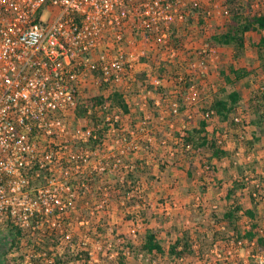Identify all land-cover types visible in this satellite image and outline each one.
Wrapping results in <instances>:
<instances>
[{
    "label": "built area",
    "instance_id": "1",
    "mask_svg": "<svg viewBox=\"0 0 264 264\" xmlns=\"http://www.w3.org/2000/svg\"><path fill=\"white\" fill-rule=\"evenodd\" d=\"M194 12L203 16L204 25L198 26L205 31L218 15L227 19L229 13L226 0H0L1 239L8 227L32 235L61 225L90 187L86 175L120 169L123 182L131 164L119 156L130 150L126 138H135L128 96H149L150 85H163L151 64L181 57L180 37L189 32L191 41L197 29ZM166 74L170 84L172 74ZM118 92L131 112L114 103ZM169 114L179 115L176 102L162 107L158 124L174 127L166 120ZM150 120L149 114L143 123ZM259 233L264 235V227ZM219 243L210 250L217 262L228 253L231 264L248 263L238 255L246 239ZM21 245L29 251L25 240ZM254 246L255 241L247 253L264 264V256L251 255ZM19 250L14 246L11 255ZM206 257L202 264H210Z\"/></svg>",
    "mask_w": 264,
    "mask_h": 264
},
{
    "label": "trees",
    "instance_id": "2",
    "mask_svg": "<svg viewBox=\"0 0 264 264\" xmlns=\"http://www.w3.org/2000/svg\"><path fill=\"white\" fill-rule=\"evenodd\" d=\"M256 2L257 0H226L229 11L227 19L211 30L208 44L210 47L230 49L232 59L236 63L246 57L247 49L250 47L257 55L264 75V9L259 7L258 10H255L253 4ZM194 13L199 17L198 25L202 27L204 25L203 16L196 12ZM201 31L206 32L205 30ZM254 34L257 35V38H253L252 35ZM177 36L174 33L173 41L175 46L179 47L180 40ZM163 65L161 72L168 73L169 64L165 63ZM156 68V66H152L153 70ZM178 72L173 71L169 87L158 86L155 88L152 85L149 86L148 89L153 93L154 98L147 99L146 103L153 122L150 120L149 124H144V115L142 113L136 114L132 110L131 125L135 138H126L127 147H130V150H128L127 154L119 156L123 164H131V169L127 172L123 182L119 173L120 169L116 172L106 171L105 174L94 178L86 175L84 181L90 187L82 190L81 193L91 195L89 190L93 189L95 191V187L101 184L99 191L110 196V203L118 205L119 208L131 209L136 214L131 221L136 225L139 222L143 223L142 231L135 232L138 239L137 242L133 241L128 235L122 236L123 247L117 252L118 256L114 260L117 264H129L125 255L126 252H129L130 256L135 259L131 264H138L140 260L142 261V263L140 262L141 264H154L159 259L165 258L175 264H178L180 260H183L181 263H186L185 260L188 257L195 258L198 255L205 258L206 251L211 250L215 243H228L234 236H238L239 239H246L248 248L255 241L252 255L264 256V235L259 233L261 226L258 222L260 201L264 199V171L257 175L258 170L255 162L251 166L252 169L249 168L255 179H252L251 176H246V164L237 166L238 177L233 179L229 183L230 187L224 191L223 199L226 204L222 209L210 211L205 209L203 211L204 208L199 206L201 215L207 217L203 226L207 227V231L213 234L212 240L209 241L207 234H203V236L199 234L197 236L198 242L196 243L190 231H182L173 227L167 232V237H171L175 233L177 237L170 241L168 248H166L164 245L165 240L161 237V233L158 229H154L150 225L151 220L147 219L146 211L149 207L146 194L144 193L146 190H143L144 182L149 184L153 183V181H158L157 177L154 176L153 167H155V164L151 163L148 157L151 160L155 153L157 155H166L168 152L174 151V156L180 155L184 162L188 163L187 170H184L186 180L193 179L191 168L196 166V158L198 156L201 157L202 161L206 159L210 167H212L214 161L223 163L225 160H229L232 162V153L234 152L227 150V143L225 141L220 143V140H222L225 132L229 129H235L239 125L235 120V116L242 104H245L246 109L250 112V116L246 115V117L251 118V128L247 129L245 127L246 129H243V131L245 135L250 134L251 139L243 137L239 138V141L241 142L245 138L242 141L248 151L261 145L264 136V79L259 87L251 91L247 97L243 95L242 90L238 87L240 82L253 77L256 72L253 66L247 69L231 65L227 72L221 71L220 75L224 82L223 87L217 88V91L212 93L201 89L199 78L193 80L189 76ZM201 80H204V78L201 77ZM194 85L196 90L194 93L195 97L200 100L197 110L202 118L198 121V124H192L191 127H188V125H183L181 118L184 117L189 109L190 89ZM209 89H211L210 84ZM136 96L139 95L134 93L128 97L133 99ZM112 99L125 113L131 112L126 102V96L123 93H115ZM98 100L103 102L101 97ZM174 102L178 105L179 115L169 114L167 116L166 120L173 122L174 127L173 138H165V134L170 130V127L167 125V130L164 127V131H161L159 129L161 125L156 130L154 124L159 123L162 107L170 106ZM157 103L162 107H158ZM78 112L80 114L84 111L79 110ZM214 120L219 121L222 127H214L211 130L210 127L214 124ZM146 130H148L147 137ZM159 136L163 137L160 138ZM235 144L238 145L236 142ZM153 161L159 163L161 172L166 169L160 159L156 160L153 158ZM212 168L214 177L219 181L218 184L222 185L227 179L226 176L219 179L218 170L215 166ZM251 182L256 183L251 186ZM219 188L222 189L221 187ZM208 189L209 187L206 184L200 186V200L205 197ZM245 190H247V193H244ZM257 197L261 200L259 201ZM245 200L252 205L250 208H246ZM104 217L109 219L110 216ZM244 217L249 219L251 226L249 229L240 230L239 224ZM222 227L227 230L222 231ZM98 229L103 231L99 227ZM66 232L67 230L61 228L60 224L57 226L51 225L46 232L38 231L32 235L24 234L21 230L14 227H8L6 236L2 239L0 238V243H3V248H0V264H9L10 259H12L11 251L13 247H20L24 240L30 249L27 253L22 252L19 254L18 258L13 260L14 264H92V256L89 252L80 250L76 241L69 239L70 244L63 248L62 240L68 239ZM231 232L234 233V236H231ZM205 241L207 242L204 243ZM72 246L75 248L72 249ZM59 249H63V251H59ZM198 256L196 258H199ZM248 260L247 264H252L255 261L251 256ZM216 264L223 263L219 261ZM228 264H231V262L229 261ZM241 264L244 263L241 262Z\"/></svg>",
    "mask_w": 264,
    "mask_h": 264
},
{
    "label": "rangeland",
    "instance_id": "3",
    "mask_svg": "<svg viewBox=\"0 0 264 264\" xmlns=\"http://www.w3.org/2000/svg\"><path fill=\"white\" fill-rule=\"evenodd\" d=\"M256 4L259 5L260 8L264 9V0H257L255 5ZM218 16L220 17L213 22L211 30L215 29L220 22L226 20L224 15ZM196 28L197 29H195L194 32H191L193 34L191 36V41H188L189 32H186L187 35L183 33L181 40L183 41V45H185V47L181 48V57L177 61L151 64V66L157 67L154 70L151 67V71L153 70L154 74L163 78V85L161 86H170L167 74L161 72V67H164L163 64L167 63L169 64L167 71L171 72L172 75L173 71H180L181 73L178 72L179 74L187 75L193 80L199 78V85L201 89L208 91V93L216 92L217 88L223 87L222 85L224 82L222 81L220 75L221 71L227 72V69H229L231 65L247 69H250L253 66L256 70L253 77L240 82L238 87L242 90L245 97H247L251 91H254L259 87L261 81L264 79V75L260 68V62L257 59V55L250 47L247 49L248 53L246 57L240 59V61L236 63L232 59V52L230 49L209 46L208 39L211 30L206 32L199 30L198 23ZM252 36L253 38H257L256 34ZM201 77H203L204 80H201ZM138 79L137 84L140 86V84L146 80V77L144 76ZM209 84L211 85V89H209ZM137 95L139 96L130 99L132 105L134 106V113H142L144 116H148L150 111L143 105L147 99L154 98V95L151 94L149 96H145L138 93ZM189 101L190 106L187 113L184 117L180 118L184 126L188 125V127H191L192 124H198V121H200L202 116L197 110L200 100L195 97L193 92H191V99ZM248 112L249 111L246 109L245 104H242L238 109L235 118H243L246 115L250 116V112ZM250 119L251 118L247 117V119H243V122H238L239 125H237L235 129H229L222 137L223 141L227 143V150L234 152L232 153V162L225 160L223 163L218 161H214L212 163V167L215 166L219 172V179L224 178V176L227 178L222 185L218 184L219 181L214 177L213 168L210 167L208 161L206 159H203L202 161L199 156L196 158V166L191 168L193 173L192 180H186L185 177L186 174L184 170H187L188 163L184 162L182 156H174V151L168 152L166 155H157V153L153 155L154 159H160L162 164L166 166V169L162 172L159 169V163L157 161H153L152 157L151 160L148 157V160L155 164V167H153L154 176L157 177L158 181H153V183L149 184L144 182L143 190H146L144 193L146 194V200L149 207L147 208L146 216L149 221L151 220L150 225L154 229H158L161 233V237L165 240L164 245L166 248H168L170 241L177 237L176 233L171 237H167V232L173 227L181 229L182 231H190L196 243L198 242L197 236L199 234L202 236L203 234H207L209 241L212 240L211 238L213 234L210 231H207V227L203 226L207 217L201 215L199 206L204 208L203 211H205V209L208 211L213 209L220 210L225 206L226 203L223 199V194L224 191L230 187L229 183L238 177L237 166L246 164V176H251L252 179H255L253 173H251V166L254 165V162L258 170L257 175L264 171V136L261 145L253 150L249 149L247 151L242 141L245 138L251 139V135H245L243 131V129H246L244 127L247 124L250 126ZM213 122L214 124L210 127L211 130L214 127H222L219 121L214 120ZM130 125L131 122L129 123V126ZM167 125L170 127V130H168L165 134V138H173V127H171L168 123L162 124L159 129L164 131L163 128L165 127L167 130ZM154 126L157 130L159 124H154ZM147 133L148 130H146V134ZM147 136L148 134L146 137ZM159 137L162 138L163 136ZM243 137L245 138L240 142L239 138ZM235 142L238 145H236ZM137 155H139V153H137ZM255 183L251 182V186ZM203 184L208 185L209 189L205 197L200 200V186ZM100 187V185L96 186L95 191H93V189L89 190V194L91 195H87L85 193L81 194L74 210L69 211L64 221L61 220V228L67 230L66 233L68 234V239L62 240V246L64 248L70 244V240H74L77 242V246L80 250L89 252L93 258L92 264H117L114 260L118 256L117 252H119V250L123 247L122 244L124 241L122 236L128 235L131 239H133V241L137 242L138 239L137 237H134V234L136 231L141 232L144 225L142 222H139L138 225L134 224L131 219H133V216H136V214H134L129 208H119L118 205L110 203V196L107 195V193L102 194L99 191ZM244 193H247V190H245ZM257 199L259 201L261 200L259 197H257ZM245 202L246 208H250L252 206L249 202H247V200H245ZM259 212L260 216L258 217V222L261 227H264V199L260 201ZM107 215L110 216L109 219L104 217ZM249 222V219L244 217L239 224L240 230L249 229L251 226ZM98 227L103 231H100ZM221 230L225 231L227 229L222 227ZM206 242L207 241L204 243ZM247 245H245V250H239V256L243 255L245 257L247 256L246 258H250V254L247 253L250 249H248ZM74 248L75 247L72 246V249ZM19 249L20 251L17 254L11 255L12 259H10L9 264H14L13 260H16L22 252L27 253L25 251V249H27L25 245H21ZM59 251H63V249H59ZM223 252H225V250H223ZM125 255L127 256V262L129 264L135 261L134 257H131L129 252H126ZM207 255L209 257L206 258L210 264H216L217 258L214 254L210 253V250L206 251L205 256ZM235 255L236 254L233 252L231 258H235ZM196 257H188L185 260L186 263L179 262L178 264H202L201 261L204 258H202V256H198L202 259ZM225 258L227 259L221 262L223 264H228L229 261H231L229 259L230 255L225 253ZM140 262L142 263L140 260L138 264H141ZM253 263L256 264V261ZM154 264L175 263L165 258L159 259L154 262Z\"/></svg>",
    "mask_w": 264,
    "mask_h": 264
}]
</instances>
